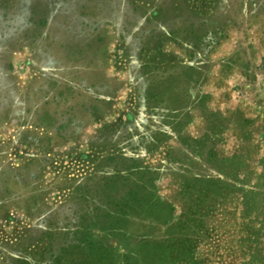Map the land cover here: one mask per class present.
Returning a JSON list of instances; mask_svg holds the SVG:
<instances>
[{
    "label": "rangeland",
    "instance_id": "1",
    "mask_svg": "<svg viewBox=\"0 0 264 264\" xmlns=\"http://www.w3.org/2000/svg\"><path fill=\"white\" fill-rule=\"evenodd\" d=\"M152 181L142 264H264V0H0V264Z\"/></svg>",
    "mask_w": 264,
    "mask_h": 264
},
{
    "label": "trees",
    "instance_id": "2",
    "mask_svg": "<svg viewBox=\"0 0 264 264\" xmlns=\"http://www.w3.org/2000/svg\"><path fill=\"white\" fill-rule=\"evenodd\" d=\"M136 169H139L137 166ZM141 169V168H140ZM139 174V173H137ZM136 174V175H137ZM113 203V201H112ZM124 209H110V212L103 214L97 223L92 227L103 234L102 237H96L92 240L86 233L76 232L80 235L73 248H65V254L55 260V264H142L141 250L138 246H133V240L129 236L128 223L130 219L137 216L141 211L144 218L157 220L167 208L160 196L157 194V188L153 181L150 188L143 186V192H135L132 200L122 203ZM126 205V206H125ZM146 208V209H145ZM140 209V210H137ZM145 209V210H144ZM99 211V210H98ZM89 226L88 229L92 228ZM88 234L90 232L88 231ZM76 250V254L70 251ZM123 249L126 255L120 254ZM150 255V254H149ZM123 258V260H121ZM146 263V262H145ZM148 264H152L149 262Z\"/></svg>",
    "mask_w": 264,
    "mask_h": 264
}]
</instances>
